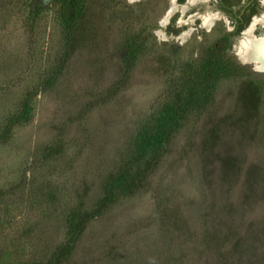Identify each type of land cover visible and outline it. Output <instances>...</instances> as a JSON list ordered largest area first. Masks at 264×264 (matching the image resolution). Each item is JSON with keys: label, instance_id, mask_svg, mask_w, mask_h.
<instances>
[{"label": "rangeland", "instance_id": "1", "mask_svg": "<svg viewBox=\"0 0 264 264\" xmlns=\"http://www.w3.org/2000/svg\"><path fill=\"white\" fill-rule=\"evenodd\" d=\"M165 1L157 0L147 8L137 6L133 17L138 21L143 16L142 22L149 25L148 31L156 37L154 51L182 44L181 57H196L195 42L166 41L160 29L166 13L158 17ZM125 2L130 5L140 0ZM14 18L10 22V18L6 22L0 20V50L2 47L7 53L27 54L30 47L24 23L17 16ZM119 23H113L116 29L101 37L104 43L99 52L103 60H96L99 57L92 48L82 50L73 59L64 85L37 99L32 122L17 128L11 141L1 149L0 207L12 202L14 185L24 171L36 170L33 167L45 173V180L40 179L49 187L35 193L32 199L39 201L41 197L43 201L45 192L57 190L66 203H73L76 190L82 191L85 184L90 187V199L93 198L102 176L130 139L135 121L161 95L164 72L155 53L148 54L138 61L127 86L116 98L90 110L83 119L77 117L90 91L108 86L115 78L116 55L110 51L114 36L119 35ZM51 36H56L52 15L39 27V61L47 55ZM19 86L16 92L21 90ZM229 89L219 92L213 107L220 114L235 116L237 102ZM231 89L238 90L235 85ZM201 126L192 132L183 130L146 186L91 224L70 264H92L91 259L101 261L125 254L133 261L152 264H264V132L256 133L255 123L247 130L230 125L219 131L213 145L206 149ZM57 135L63 138L65 152L48 165L33 166L38 147L52 142ZM169 185L171 200L162 204L163 192ZM8 207L13 219L10 224H0V234L4 231L9 240L19 238L17 229L26 227L24 224L31 219L28 210L33 211L26 204ZM202 230L211 235L210 243L197 244L195 248L192 239ZM61 236V229L55 224L40 225L32 243L44 248ZM178 244L183 248L180 253Z\"/></svg>", "mask_w": 264, "mask_h": 264}, {"label": "trees", "instance_id": "2", "mask_svg": "<svg viewBox=\"0 0 264 264\" xmlns=\"http://www.w3.org/2000/svg\"><path fill=\"white\" fill-rule=\"evenodd\" d=\"M140 5L143 3L128 5L125 0H0V20L6 22L10 18L7 21L10 22L14 16L21 19L30 47L27 54L7 53L2 51L0 38V151L11 141L17 128L32 122L37 99L64 85L73 59L82 50L92 48L99 57L96 60L100 61L101 57L103 60L101 37L115 30L113 23L117 21L120 22L119 35L114 36L113 50L110 51L116 55L115 78L108 86L90 91L77 117L83 119L90 110L116 98L145 55L155 53L165 76L161 95L151 109L135 121L130 139L102 176L93 198L90 199V187L85 184L82 191L76 190L73 203H66L57 190L45 192L43 201L41 197L39 201L36 197L32 199L35 193L40 194L49 187L40 179L45 180V173L38 172L33 166L48 165L66 150L61 135L38 147L37 160L32 166L36 170L24 171L12 190V202L0 207V224H10L13 219L8 205L26 204L33 211L28 210L31 219L24 224L26 227L17 229L15 234L19 238L8 240V235L1 232L0 264H70L91 224L146 186L183 130L192 132L202 125L206 149L213 145L219 131L230 125L247 130L245 128L255 123L256 133L264 132V81L257 76L235 74L232 64L228 67L222 57L213 56L206 46L199 56L186 59L181 57V46L154 51L156 37L148 31L149 25L142 22L143 16L138 21L133 17L134 10ZM50 15L55 23L56 36H51L47 55L39 61L36 55L39 27ZM229 83L232 84L229 86ZM234 85L237 91L231 89ZM18 86L21 90L16 92ZM224 88H230L228 92L235 95L238 107L235 116L220 114L213 107ZM170 192L169 185L163 192L162 204L171 200ZM54 224L61 229V238L56 237L44 248H36L32 243L35 230L40 225L54 227ZM196 233L195 238L191 237L195 248L199 244H208L211 238L208 232ZM21 238L26 241L20 242ZM181 251L183 248L178 244V253ZM91 261L92 264H152L133 261L129 254Z\"/></svg>", "mask_w": 264, "mask_h": 264}, {"label": "flooded vegetation", "instance_id": "3", "mask_svg": "<svg viewBox=\"0 0 264 264\" xmlns=\"http://www.w3.org/2000/svg\"><path fill=\"white\" fill-rule=\"evenodd\" d=\"M156 1L129 4L147 8ZM162 9L158 17L166 13L160 29L167 42H195L196 56L206 46L232 64L235 74L264 81V0H166Z\"/></svg>", "mask_w": 264, "mask_h": 264}]
</instances>
